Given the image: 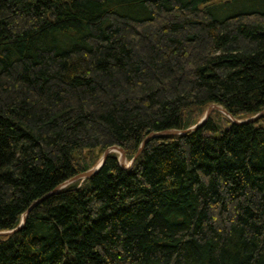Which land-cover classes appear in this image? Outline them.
Masks as SVG:
<instances>
[{
	"label": "trees",
	"instance_id": "1",
	"mask_svg": "<svg viewBox=\"0 0 264 264\" xmlns=\"http://www.w3.org/2000/svg\"><path fill=\"white\" fill-rule=\"evenodd\" d=\"M212 105L264 112V0H0V264H264V117L134 159Z\"/></svg>",
	"mask_w": 264,
	"mask_h": 264
},
{
	"label": "water",
	"instance_id": "2",
	"mask_svg": "<svg viewBox=\"0 0 264 264\" xmlns=\"http://www.w3.org/2000/svg\"><path fill=\"white\" fill-rule=\"evenodd\" d=\"M221 111L223 113H225L226 115H228L229 117H231L233 119V122L235 124H238V125H241V124H249V123H256L258 122L260 119H262L264 117V112L252 117L251 119H248V120H245V121H238V120H234L235 118H233L226 110H224L223 108L219 107V106H216V105H212L206 115L203 117V119L195 126H193L192 128L188 129V130H185V131H176V130H171V131H165V132H162V133H158V134H151L141 145L139 151H138V154L136 156V158L142 153L143 149L146 147V145L148 144V142L152 139V138H158V137H172V136H180V135H187L189 133H192V132H196L197 130H199L201 127H203L208 121L209 119L211 118V115L213 114L214 111ZM224 123V122H223ZM225 129L228 130L229 128L227 126H225ZM113 152H119L120 153V159H119V162L121 164V166L123 167L124 165V162L126 160V155H125V152L122 148H119V147H113V148H110L108 149L104 155L102 156L101 158V161L99 163V165L92 169L91 171L89 172H86L84 174H81L77 177H75L74 179H72L71 181H68L66 182L65 184L59 186L57 189H55L49 196L53 195V194H57L59 193L62 189H64L66 186L74 183V182H77V181H80V180H86L88 178H91L92 176H94L97 172H99L102 167L104 166L105 162L107 161L108 157L110 156V154H112ZM135 158V159H136ZM132 164V163H131ZM37 205V203L32 206L23 216V219H22V222L20 224V226L13 230V231H6V232H0V237H7V236H11L17 232H19L25 225L26 223V219H27V216L29 214V212Z\"/></svg>",
	"mask_w": 264,
	"mask_h": 264
},
{
	"label": "rangeland",
	"instance_id": "3",
	"mask_svg": "<svg viewBox=\"0 0 264 264\" xmlns=\"http://www.w3.org/2000/svg\"><path fill=\"white\" fill-rule=\"evenodd\" d=\"M208 111V110H207ZM207 111L205 112V114H204V116L206 115V113H207ZM214 113H218V114H220V120L222 121V123L225 125V126H227L228 128H229V126H228V122L227 121H230V122H233V119L231 118V117H229L228 115H226L225 113H223V112H221V111H214L213 112V114ZM217 114V115H218ZM203 116V117H204ZM203 117H202V119H203ZM252 117H250V118H248V119H251ZM201 119V120H202ZM247 119V120H248ZM234 120H236V119H234ZM234 123V122H233ZM113 155L115 154V155H117L118 157H119V159H120V153L119 152H113L112 153ZM138 158V157H137ZM136 158V159H137ZM135 159V158H134ZM100 161H101V159H100ZM100 163V162H99ZM133 164H134V162H133ZM133 164H131L127 159L125 160V162H124V165H123V167L124 168H126V169H129ZM96 168V167H95Z\"/></svg>",
	"mask_w": 264,
	"mask_h": 264
},
{
	"label": "bare ground",
	"instance_id": "4",
	"mask_svg": "<svg viewBox=\"0 0 264 264\" xmlns=\"http://www.w3.org/2000/svg\"><path fill=\"white\" fill-rule=\"evenodd\" d=\"M223 124V123H222ZM223 126H224V124H223ZM225 128V127H224ZM177 131V130H176Z\"/></svg>",
	"mask_w": 264,
	"mask_h": 264
}]
</instances>
